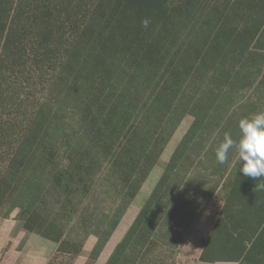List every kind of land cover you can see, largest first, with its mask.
I'll return each mask as SVG.
<instances>
[{
  "label": "rangeland",
  "instance_id": "374dc122",
  "mask_svg": "<svg viewBox=\"0 0 264 264\" xmlns=\"http://www.w3.org/2000/svg\"><path fill=\"white\" fill-rule=\"evenodd\" d=\"M83 97L113 132L67 173ZM261 111L264 0H0V264H264V178L215 157Z\"/></svg>",
  "mask_w": 264,
  "mask_h": 264
},
{
  "label": "trees",
  "instance_id": "16d2710c",
  "mask_svg": "<svg viewBox=\"0 0 264 264\" xmlns=\"http://www.w3.org/2000/svg\"><path fill=\"white\" fill-rule=\"evenodd\" d=\"M97 90H100L97 89ZM79 92V91H78ZM83 93V91H82ZM78 94V93H77ZM79 98H80V94H78ZM117 100H110V106L108 105V101L107 100H101L99 102H95L94 104H88L87 105V109H86V113L84 114L83 110L86 107V101H85V97H83L82 100V111H81V118L86 120V124H85V128L83 130V137L85 138L86 141L85 145H84V149L82 150H76L79 149L83 146V144L81 143H77L78 145L76 146H69V154H70V165L67 168V173H76L81 169V162H85L86 163H93L94 165H96V161H97V153L94 151V148L97 146L96 144V137H107L112 135L113 132V128L107 126L106 124L100 122V124L98 123L99 121V117L100 119H102V117L104 115H109L108 113L111 112V108L113 109L115 106H117L116 103ZM91 108H94L91 111ZM107 129H109L111 132H106ZM131 131H130V136L127 134V136L124 134L122 136V138L124 137V141L122 142V138L121 141L118 142L116 144V142L119 140L120 135H116L114 136V140H111L108 148L107 149H103L102 153H107L111 156V159L113 162L115 161H121V157H127L126 159H128V156L130 155H138L141 151V153L143 152L142 149L143 148V144H140V141L138 142V139H135L133 137H135V132L136 129L131 126ZM106 134V135H105ZM113 139V138H112ZM165 139V138H164ZM163 140V142H165ZM161 145V144H160ZM153 145L152 151H151V155L153 153V155L151 156V160L153 161L156 158V154L159 152V149H161L158 145L155 146ZM162 147V146H161ZM145 157V156H144ZM85 160V161H84ZM87 169V168H86ZM89 169V168H88ZM85 173H91L90 171H86ZM72 187L73 184H72Z\"/></svg>",
  "mask_w": 264,
  "mask_h": 264
},
{
  "label": "clouds",
  "instance_id": "9594fccd",
  "mask_svg": "<svg viewBox=\"0 0 264 264\" xmlns=\"http://www.w3.org/2000/svg\"><path fill=\"white\" fill-rule=\"evenodd\" d=\"M142 26L147 28L150 20H142ZM239 136L233 139L229 133L223 134L222 141L215 149L218 163L224 164L228 159L230 149L238 156L239 170L244 176L253 180L264 178V111L250 114L238 121ZM254 191H264V180L256 183Z\"/></svg>",
  "mask_w": 264,
  "mask_h": 264
},
{
  "label": "crops",
  "instance_id": "0c3cea01",
  "mask_svg": "<svg viewBox=\"0 0 264 264\" xmlns=\"http://www.w3.org/2000/svg\"><path fill=\"white\" fill-rule=\"evenodd\" d=\"M16 264H41V260H37V258L36 259H26L25 257H22Z\"/></svg>",
  "mask_w": 264,
  "mask_h": 264
}]
</instances>
